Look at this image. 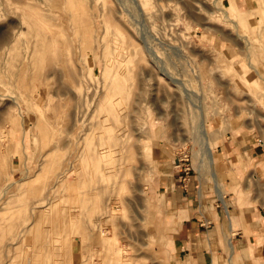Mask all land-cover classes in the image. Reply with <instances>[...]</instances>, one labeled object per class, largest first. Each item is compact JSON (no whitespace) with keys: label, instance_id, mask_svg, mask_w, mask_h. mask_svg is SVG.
I'll use <instances>...</instances> for the list:
<instances>
[{"label":"rangeland","instance_id":"374dc122","mask_svg":"<svg viewBox=\"0 0 264 264\" xmlns=\"http://www.w3.org/2000/svg\"><path fill=\"white\" fill-rule=\"evenodd\" d=\"M239 1L72 0L74 26L53 0H0V27L21 29L0 41V264H166L175 179L224 206L237 126L264 172V0Z\"/></svg>","mask_w":264,"mask_h":264},{"label":"crops","instance_id":"0c3cea01","mask_svg":"<svg viewBox=\"0 0 264 264\" xmlns=\"http://www.w3.org/2000/svg\"><path fill=\"white\" fill-rule=\"evenodd\" d=\"M235 130L237 139L218 146L224 206L218 207V196L212 205L200 202L193 181L182 185L175 179L165 189L174 226L161 246L166 264H264V172L257 146L242 139L243 129Z\"/></svg>","mask_w":264,"mask_h":264},{"label":"bare ground","instance_id":"6f19581e","mask_svg":"<svg viewBox=\"0 0 264 264\" xmlns=\"http://www.w3.org/2000/svg\"><path fill=\"white\" fill-rule=\"evenodd\" d=\"M17 1H19L20 3H21V5H22V10H21V12L20 13H38V9L35 7V6H33V7H31V6H29V2H28V0H17ZM135 4H138V3H141L140 1L141 0H132ZM181 1V0H180ZM241 1V0H240ZM240 1L237 3H235V5L233 6V9L234 10H240ZM151 2V1H150ZM241 4H242V2H241ZM53 7H55L54 8V10L52 11V13H67L68 14V16H66V14L65 15H60L61 17H62V19L63 20H65L66 21V18L67 19H69L72 23L71 24H73L74 26H77L78 24H80V22L81 21H79L78 22V15H77V13H81L80 12V10H79V5H76V4H74V3H72V0H53ZM204 5V4H203ZM191 6V5H190ZM194 6V5H193ZM230 6V5H229ZM151 8V7H150ZM195 9H196V7H195ZM252 9V8H251ZM251 9H249V12L248 13H250V14H245V15H247V18H246V16H244L243 17V20L244 21H246V22H248V17H252L251 15H253V10H251ZM189 10V9H188ZM222 10V9H221ZM159 11V10H158ZM158 11H156V12H158ZM223 11H225V10H223ZM104 12V11H103ZM153 12V11H152ZM228 12V11H227ZM154 13V12H153ZM225 13H226V11H225ZM156 14V13H155ZM158 14V13H157ZM160 14V13H159ZM244 14V13H243ZM11 15V14H10ZM241 15V14H240ZM160 16V15H159ZM12 18V17H11ZM149 18H150V16H149ZM157 18H159L158 16H157ZM160 19V18H159ZM201 19V18H200ZM19 22V24H21V28H22V25H24L23 24V21L22 20H19L18 21ZM250 26V28L251 29H255V27L254 26H256V25H249ZM256 27H258V25L256 26ZM256 29H258V28H256ZM19 33H21V29L19 28H14V26H9V25H6V27L5 28H3V27H0V41H2V42H9V43H14V40L16 39V37H17V35L19 34ZM227 34V33H226ZM82 36H83V34H82ZM59 37V36H58ZM231 37V36H230ZM130 38V37H129ZM132 38V37H131ZM248 40V39H247ZM234 41V40H233ZM47 42L49 43L48 45H49V49H50V51L52 50H54V48H55V46H56V40H54V35H51L48 39H47ZM165 42V41H164ZM163 42V43H164ZM110 45H112V44H110ZM172 44H170V46H171ZM173 46V45H172ZM118 47V46H117ZM47 50V49H46ZM51 51V52H52ZM177 51V50H176ZM55 52V51H54ZM0 53H1V51H0ZM2 54V53H1ZM154 55H155V53H154ZM128 56V53L127 52H120L119 53V55H118V58H120L121 60H124L126 57ZM155 60V62H156V59H154ZM3 61V60H2ZM2 61H0V62H2ZM220 61V60H219ZM124 62V61H123ZM157 65V64H156ZM155 65V66H156ZM157 69V68H156ZM159 69H161V67L159 68ZM158 69V70H159ZM1 72V71H0ZM1 74V73H0ZM168 78V77H167ZM66 79V78H65ZM67 80V79H66ZM68 81V80H67ZM89 81V80H88ZM174 81V80H173ZM5 82H7V81H5ZM80 82H82V81H80ZM178 82L180 83H182V81H179L178 80ZM69 83V82H68ZM180 83V84H181ZM5 88V87H4ZM6 91V90H5ZM184 91V90H183ZM71 92V91H70ZM88 92V91H87ZM4 93V92H3ZM100 93V92H99ZM9 94V93H8ZM101 94V93H100ZM103 94V93H102ZM102 94H101V96H102ZM9 95H11V94H9ZM99 97V96H98ZM194 97V96H193ZM12 98V97H11ZM13 99V98H12ZM79 100V99H78ZM79 101H81V100H79ZM96 105V104H95ZM51 110V109H50ZM93 110V109H92ZM134 110V109H133ZM83 111V110H82ZM130 111H132V110H130ZM42 114V113H41ZM88 116V115H87ZM123 131H124V129H122ZM121 130V131H122ZM130 131V130H129ZM122 134V133H121ZM128 134H130V133H128ZM123 135V134H122ZM114 136H117V134L116 135H114ZM1 137V136H0ZM114 138H116V137H114ZM97 139V138H96ZM118 139V138H117ZM49 142H50V140H49ZM68 142H69V140H68ZM121 143V142H120ZM64 146V145H63ZM64 147H66V145L64 146ZM110 146H108L107 144L104 146V147H100V148H98V149H94V151H93V153H95L94 155L96 156V158L97 159H99V158H102L104 155H106L107 154V152H108V150H110V148H109ZM43 150V149H42ZM118 150V149H117ZM212 151L208 148V147H206V149H205V153H206V155H211L212 153H211ZM42 159V158H41ZM66 161V160H65ZM72 164V163H71ZM71 166V165H70ZM98 166H100V163H99V165ZM131 166V165H130ZM59 169V168H58ZM97 169H99V167L97 168ZM199 169V168H198ZM71 170V169H70ZM93 170H96V168H93ZM62 171V170H61ZM71 171H73V170H71ZM70 171V172H71ZM214 173H213V175L216 177V175H215V171L214 170H212ZM56 172H57V170H56ZM50 173L52 174L53 172H51L50 171ZM67 174V173H66ZM71 174H72V172H71ZM52 175H54V173L52 174ZM72 178V177H71ZM96 180V179H95ZM106 181V180H105ZM217 182V184H216V191H217V193L220 195V196H222V195H224V189L222 188V185L221 184H218V181H216ZM55 183V182H54ZM73 183H74V181H73ZM71 185H72V183H70ZM70 184H68V186L70 185ZM70 185V186H71ZM98 186V185H97ZM72 187V186H71ZM74 188V187H73ZM96 188V187H95ZM98 188H100V187H98ZM76 189V188H75ZM93 189V188H92ZM71 190H72V188H71ZM99 190V189H98ZM97 190V191H98ZM73 191V190H72ZM88 191V190H87ZM108 191V190H107ZM71 192V191H70ZM69 192V193H70ZM73 192H75V191H73ZM72 193V192H71ZM97 193V192H96ZM99 193H101V192H99ZM45 195V194H44ZM75 195H76V193H75ZM107 195H108V192H107ZM72 197V196H71ZM74 197V196H73ZM76 197V196H75ZM52 198V197H51ZM80 198V197H79ZM56 199V198H55ZM81 200V199H80ZM50 203V202H49ZM74 204V203H73ZM72 204V205H73ZM75 205V204H74ZM77 205V204H76ZM74 207V206H73ZM41 210V209H40ZM113 210V209H112ZM69 211V210H68ZM67 211V212H68ZM61 213V212H60ZM62 214V213H61ZM113 215V212L111 211V212H109V213H106L105 215H104V217H103V221H109L108 219H110L111 218V216ZM72 231V230H71ZM92 231H94V230H92ZM98 231V230H97ZM100 231V230H99ZM75 232V231H74ZM96 233V232H95ZM97 233H99V232H97ZM92 236H95V235H93V233H92ZM98 236V235H97ZM126 244V243H125ZM96 245V244H95ZM122 249V247H120V250ZM123 250V249H122ZM121 250V251H122ZM81 251V247H78L77 246V248H76V253H78V252H80ZM116 251V250H115ZM70 253V252H69ZM117 253V252H116ZM115 255H117V254H115ZM127 256V255H126ZM127 257H125V259H126ZM124 259V260H125ZM128 259V258H127ZM86 260H88L87 258L86 259H84V258H81V260H80V262H81V264H86L87 262H86ZM122 260H123V258H122ZM126 261V260H125ZM123 262V261H122ZM25 263V262H24Z\"/></svg>","mask_w":264,"mask_h":264},{"label":"built area","instance_id":"2783aa9c","mask_svg":"<svg viewBox=\"0 0 264 264\" xmlns=\"http://www.w3.org/2000/svg\"><path fill=\"white\" fill-rule=\"evenodd\" d=\"M187 157H188V156L185 155V157L179 159V161H181L182 159H184L183 161H187ZM189 170H190V169H189V167H188L187 165H185V166L182 167V171H183L184 174H186V175H188ZM184 177H185V176H184ZM183 179H184V181L186 180V178H183Z\"/></svg>","mask_w":264,"mask_h":264}]
</instances>
